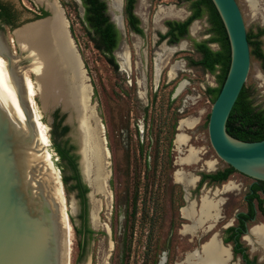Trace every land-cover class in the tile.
Wrapping results in <instances>:
<instances>
[{"label": "rangeland", "instance_id": "1", "mask_svg": "<svg viewBox=\"0 0 264 264\" xmlns=\"http://www.w3.org/2000/svg\"><path fill=\"white\" fill-rule=\"evenodd\" d=\"M8 1L27 11L25 18L31 17V13L40 12L42 7L46 8L38 0ZM106 1L109 14L114 20L116 11L111 0ZM237 1L247 29L254 30L258 25L264 26V0ZM59 2L64 8L69 31L93 85L92 104L97 109L101 123L98 138L110 152L104 163L106 171V162L110 161L111 171L108 179L111 194L106 190L92 194L98 204V209L94 212L91 211V198L87 196L89 225L94 233L87 234L85 239L82 233L76 231V227L81 229L82 225L81 200L77 191L70 187L72 180L69 188L64 185L73 234L70 264H154V256L157 254L158 264L164 257V264H185L191 251L201 249V243L208 241L214 231L217 233L223 230L221 225L231 221L235 210L246 209L244 197L253 180L235 171L223 182V185L232 182L236 185L235 189L218 193H215L217 189L213 192L199 190L198 194H202L200 199L190 201V193L194 192L198 181L195 174L211 170L207 161L216 162L214 169L228 166L215 152L208 133L209 114L213 105L208 87L218 86V72L210 73L200 66L188 63L189 57L198 58L193 46L194 40L200 41L210 36L207 32L210 26L207 16L194 21L188 37L170 44L167 41L160 42L159 33L166 32L167 20H183L191 14L189 1L137 0L135 12L141 19L144 32L141 35L131 31L127 24L124 16L125 0H113L121 5L119 20L123 28L120 29L122 38L115 52L119 68L115 69L94 46L80 22L79 16H83L84 11L81 3L78 0ZM47 10L51 15V11ZM0 29L11 42L20 65L26 67L29 76L36 80L35 74L28 68L34 63V58L28 50L21 49L13 29L7 26ZM210 45L214 49L218 48L217 43ZM36 85L38 90L34 98L35 107L48 128L51 160L62 179V176L72 175L73 172L56 152L54 145H64L68 141L69 145L77 149L74 139L75 123L68 118L70 112L64 108L62 100L53 99V94L52 97L44 95L38 82ZM245 85L250 89L254 104L264 109V75L257 57L251 56ZM57 108L61 114L66 115L64 124L70 126V131L63 136L53 125V112ZM182 119L193 120L195 124L191 128L179 130ZM179 132L189 137L188 145L181 149H177L174 143ZM192 151L196 153V161L177 162ZM176 170H181L192 178L184 183L177 182L174 177ZM136 186H139V209L134 220L130 217L127 226ZM184 187L189 189V197H186ZM218 187V190L223 188L221 185ZM204 195L224 198L222 207L227 218L218 221V226L209 232L202 227L197 228L195 234L182 232L184 225H192L193 221L184 217L181 209L192 204H196V209L199 208ZM71 204L74 209L70 207ZM128 240L130 253L125 260V245ZM254 240L255 237H248L246 241L251 242L249 245L246 243L248 254L256 255L263 263L264 249ZM228 251L230 253V249ZM229 260L223 264H241Z\"/></svg>", "mask_w": 264, "mask_h": 264}, {"label": "water", "instance_id": "2", "mask_svg": "<svg viewBox=\"0 0 264 264\" xmlns=\"http://www.w3.org/2000/svg\"><path fill=\"white\" fill-rule=\"evenodd\" d=\"M212 1L228 33L231 63L209 115L210 142L217 155L236 171L254 180L264 181V139L244 141L227 131V121L245 85L251 66V50L245 18L237 0ZM50 19L51 15L15 28L13 33L18 44L24 42L29 44V41L26 42L29 36V38L34 36L38 41L46 38V27ZM68 37L73 53L79 58L81 77L77 82L68 81L66 86L68 95L66 101L62 103L67 110L74 107L79 109V119L77 118L75 126L82 135V142L77 143L75 152L79 155L81 177L90 189L87 193L90 197L91 184L83 167L84 148L86 165L89 167L91 177L105 178L104 162L108 147H103L98 141L100 127L91 108L93 85L70 31ZM25 49L30 53L29 47ZM26 69L20 65L11 42L0 29V264H70L68 227L70 219L67 216L66 206L55 190L49 186L46 178L48 171L45 173L43 164L46 162L37 147L32 144L34 140L37 144L40 143L37 138L34 109L26 85ZM50 74L51 72L46 69L38 75L35 74L40 91L46 96L45 90L50 85ZM85 76L88 77V82ZM89 86L92 88V94H89ZM55 87H58L57 90L61 93L62 87ZM16 89L22 93L21 100L26 112V122ZM62 97L60 95L56 100H62ZM68 118L74 121L71 113ZM102 126L104 128L103 122ZM87 135H90V141L96 145L88 147V142L85 145L84 140L87 139ZM184 190L186 197H189V189L184 187ZM220 240L223 242L222 239ZM200 250L196 248L192 252H200Z\"/></svg>", "mask_w": 264, "mask_h": 264}, {"label": "trees", "instance_id": "3", "mask_svg": "<svg viewBox=\"0 0 264 264\" xmlns=\"http://www.w3.org/2000/svg\"><path fill=\"white\" fill-rule=\"evenodd\" d=\"M183 1L190 2L191 14L186 20L183 21L167 20L166 26L168 27V30L166 32L159 33V41H167V43L170 44H176L180 42L183 38L189 36V27L193 21L202 18L205 15L207 16V21L210 24L207 32L210 34V36L204 40H194L193 46L198 58L195 59L189 57L188 63L192 66H200L210 73L218 72V86L208 87V93L214 102L221 91L231 63V45L228 33L223 20L212 0ZM136 2L137 0H125L124 16L132 29L143 35L144 32L143 28L141 27V19L135 12ZM81 5L84 11L83 16L79 17L87 35L93 42L94 46L106 56L109 63L113 65L115 69H118L119 65L116 60L115 51L119 46L122 34L109 14L107 1L81 0ZM41 10L43 11L44 15H48V11L44 10V8H41ZM1 23H5L12 29L18 26L15 16H13L8 11V6H6L2 0H0V27ZM247 33L251 56L257 57L260 60L262 59L264 66V50L262 48L264 41H258L255 39L253 29H247ZM261 33L264 34V28L261 30ZM211 43H218L220 47L218 49H214L210 45ZM53 117V125L60 130L61 136L66 135L70 131V126L68 124H64L66 115L61 114L60 109L57 108L53 112ZM174 129H176V124ZM227 131L232 136L244 141H256L264 139V109L254 104L250 89L246 85H244L231 111L227 121ZM54 146L61 159L66 161L67 165L73 171L72 175L62 176L64 185L69 188V182L71 180H78L77 184L71 185L70 187L73 189H81L79 198L81 200L80 218L82 220V225L81 229L76 227V231L78 233H82L84 236L83 238L85 239L86 235H92L94 230L89 225V203L87 193L90 189L88 185L83 182L81 177L78 163L79 155L71 154V151L75 149V147L73 145H69L68 141L65 142L64 145L55 144ZM235 171L236 170L232 166L228 165L227 168L222 172L223 176H220L221 173H219L218 175H213V177L214 179L218 180L228 179L229 176ZM258 182L264 184V181L259 180ZM138 187L139 186H136L134 197L132 199V209L130 215L128 214L127 217V226L129 224L130 217H132V220H134L136 214L138 213ZM260 189L262 188L254 186L250 188L248 192L250 193L251 191H254L257 193L260 191ZM257 195L260 196V194H256V196ZM252 206L253 205H251V207ZM84 239L82 240V246L84 244ZM129 244L130 240H128L127 245H125V260L129 258ZM154 257V264H158V254ZM246 264H256V261L248 260V257L246 256Z\"/></svg>", "mask_w": 264, "mask_h": 264}, {"label": "bare ground", "instance_id": "4", "mask_svg": "<svg viewBox=\"0 0 264 264\" xmlns=\"http://www.w3.org/2000/svg\"><path fill=\"white\" fill-rule=\"evenodd\" d=\"M110 3L113 9L116 11L113 15L114 19L117 21L119 25L118 27L119 28L121 27V29H123L120 23L121 21L119 20L120 13L122 10L121 5L114 3L113 0H111ZM45 4L51 10V13H52L51 19L48 23V26L46 27V30H47L46 38L43 37L44 39H40L38 41V39H36L34 36H32L31 38H29L30 37L29 36L28 40L26 41L27 43L29 41V44H25L24 42L23 44H20V46L23 49L27 47L31 49L30 53L34 58V63L29 68L31 72L38 75L42 73L43 71H45L46 69L47 71L51 72L49 81H51L52 79L60 80L54 83L50 82V85L45 90V93L49 97L50 96L52 97L54 95V97L52 98L55 100L57 99V97L62 95L63 96L62 101L64 103V101H66V96L68 95L66 93L67 91L66 86L68 84V81L73 83V82H77L80 80L79 78L81 77V72L79 69V62H78L79 58L77 54L73 53L74 50H72V47H71L70 39L68 37V34H69L68 20L65 18L66 16L64 15V9L62 8L61 5H59L60 3L58 4L57 0H52V1L48 0V2ZM25 75H26L27 90L29 92L30 100H31V103L34 109V115H35L36 126H37V138L40 143V144H37L34 140L32 141V144H34L37 147L38 151L42 155V159H44V161L46 162L43 164L45 168V173L46 171H48L46 174V178L49 183V186H51V189L53 188L56 194L59 195V197L61 198L63 204L66 206V212L69 218V213L67 211L68 206L66 203L65 190H64V186L61 180V175L58 169L55 168L51 160V152L49 150L50 149V138H49L48 128L45 126V124L40 119L39 114L35 107L34 98L38 90V85H36V82L38 81L32 79L27 72L25 73ZM170 76H172V73L170 74ZM85 80L86 82L89 81L87 76H85ZM55 86L62 87L61 93H59V90H57L58 87L56 88ZM89 87H90L89 94H92V88L91 86ZM16 92H17L18 99L20 102L24 121L26 122L27 120L26 112L24 110V106L21 100L22 93L20 91L18 92L17 89H16ZM91 108L93 110V113L96 116L98 126L100 127L101 125L100 119L96 112V108L92 104V102H91ZM69 112L71 113V115H73L74 122L76 125L77 118L79 119L78 107L77 108L74 107V109L73 108L70 109ZM70 120H72V118H70ZM194 124H195V121L193 120L182 119L179 122V130H184V128H187V127L191 128L194 126ZM74 127H75L74 139L76 140L78 144H81L82 135L80 131L78 130V128L76 126ZM98 133H99V130H98ZM90 140H91L90 135H87V139L84 140L85 145L87 144V142H88V147L89 146L92 147L96 145L93 141H90ZM98 141H100L99 138H98ZM188 142H189V137L183 132H179L174 139V143L177 149H181L183 146L188 145ZM39 148H41L42 151ZM83 154L85 157L83 167L85 169L86 175L89 178V182L91 184V189H92V194H94L95 192L106 190L107 193L110 195L111 190L109 188V183H108V179L111 176V173H110L111 171L109 168L110 161L107 160L106 162L108 166L106 167L105 178H103L102 176H97L95 178H92L90 175L91 172L89 170V167L88 165H86V149L85 148H84ZM109 155H110V152L106 148L107 158H109ZM195 159L197 160L196 153L192 151V152H189V154L185 158H179L177 162H182V163L190 162V161H194ZM206 164L210 169H214L216 162L207 161ZM52 177L53 179H51ZM174 177L176 181L180 183H184L185 180H189L190 178H192V177L189 178L188 175L182 172L181 170H176L174 173ZM235 187H236L235 184H233L232 182H229L225 184L222 189L220 190L217 189L215 193L229 191L231 189H235ZM92 194L90 196L91 201H92L91 211L94 212L95 210L98 209V204L96 203L97 201L94 200ZM223 199L222 198H210L207 195H204L201 198V203H200L199 208L196 209L195 207L196 204H192L189 207H183L181 209V214L184 217L191 219L193 221V224L184 225L182 232L195 234L196 229L199 227L200 229L201 227L204 228V230L207 232L213 230L214 223L218 222L219 219L221 218V206L224 202ZM72 204L70 207L74 209ZM64 216L66 218L65 210H64ZM207 223H209L208 226H206ZM68 227L70 231L69 251L71 253V244L73 241V234L71 232L70 222H68ZM251 232L253 236L255 237L256 241L260 245L264 246V225L262 224L255 225L252 228ZM222 244L223 243L221 242L218 234L215 233L214 235H212V237L208 241H206L201 246L200 252H192L190 253V255L187 256V262L185 264H223L224 262H227L230 259V253L228 251V249L230 248L227 246L228 247L227 249ZM165 261L166 260L164 257L161 261L162 263L160 264H164Z\"/></svg>", "mask_w": 264, "mask_h": 264}, {"label": "flooded vegetation", "instance_id": "5", "mask_svg": "<svg viewBox=\"0 0 264 264\" xmlns=\"http://www.w3.org/2000/svg\"><path fill=\"white\" fill-rule=\"evenodd\" d=\"M2 1L6 4V6H8V11L13 16H15L16 23H18L17 27H20L25 23L35 21L37 19H41V18H44V17L50 15L49 11L47 10L49 8L45 4L48 2V0H38V1L42 2L45 5V7L47 8L46 9V8L42 7V8H44V10L48 11V15H44L43 11L40 8V12L31 13L32 16L31 17L29 16L26 18L24 17V15H25V13H27V11H25L23 8L18 7L15 3L11 2V1H8V0H2ZM50 1H52V0H50ZM57 1L59 4L60 3L59 0H57ZM59 5L62 6L61 3ZM51 15H52V13H51ZM64 15H65V13H64ZM188 17H186L183 20H186ZM113 18H114V16H113ZM183 20H181V21H183ZM113 21L115 22L116 26L118 27L119 25H118L117 21L115 19ZM193 23H194V21H193ZM192 24L189 27V32H190V28H191ZM3 26H7L10 29H12L10 26L6 25L5 23H1L0 28H2ZM128 26L131 29V31L137 33L136 31H134V29H132V27L129 24H128ZM17 27H15V28H17ZM263 28H264V26L258 25L253 30V33L255 35V39L258 41H262V40L264 41V34L261 33V30ZM120 29H121V27L119 28V30ZM167 30H168V27L166 28V31ZM121 34H122V32H121ZM137 34H139V33H137ZM217 45L219 48L220 46L218 43H217ZM262 48L264 50V45L262 46ZM260 63H261V69H262V72L264 75V66H263L262 59L260 60ZM58 81H60V80L52 79L50 82L54 83V82H58ZM178 128H179V126H178ZM75 150L76 149H73L71 151V154L75 155L76 154ZM226 168H227V166L223 167V168H215V169H211V170H207V171H201L200 175L195 174V175L199 176V178H198L196 185L194 186V188H195L194 192L190 193L192 196L190 199L195 200V201L199 200L200 196L202 195V194H198L199 190L200 191L206 190V192L207 191L213 192L215 189H219V187H218L219 185L224 186L223 182H225L227 179H222V180L214 179L213 175H216V174L218 175L219 173H221L220 176H223L222 172ZM77 183H78V180H75V179L72 180V185L77 184ZM254 186L259 187V188L261 187L262 189H260V191H258L257 193H255L254 191H251L250 193L248 192L244 197V199L246 200V203H247L246 209L235 210L234 217L231 218V221L226 223V224L221 225L223 227V230H221V232L217 231L219 238L222 239V241H223L222 245L226 248H228V247L230 248V258H232L231 262L238 261V263L246 264V256H247L248 260L256 261V264H264V262L263 263L260 262V258L257 257L256 255L250 256L248 254L249 249L246 246V243L248 245L251 243V242H246V241H248V237L254 238V236L251 232L254 225H258V224L264 225V184L253 179L249 184V190H250V188H252ZM75 190L77 191V194L79 195L81 192V189L75 188ZM256 194H260V196H258V195L256 196ZM224 203H225V201L223 202V204ZM251 205H253V206L251 207ZM225 218H227V215L225 214L224 208L221 206V218L219 219V222L223 221ZM219 222L214 223V228L218 226ZM208 225H209V223L206 224V226H208ZM214 233H216V231H214L212 233V235ZM212 235H211V237H212ZM254 241L256 243H258L256 241V239ZM201 245H202V243H201ZM260 246H261V248L264 249L263 245H260Z\"/></svg>", "mask_w": 264, "mask_h": 264}]
</instances>
